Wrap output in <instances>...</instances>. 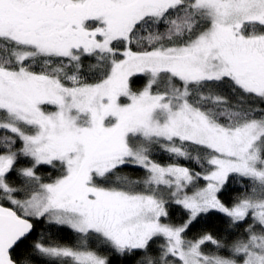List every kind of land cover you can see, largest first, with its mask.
<instances>
[{"label":"snow or ice","instance_id":"1","mask_svg":"<svg viewBox=\"0 0 264 264\" xmlns=\"http://www.w3.org/2000/svg\"><path fill=\"white\" fill-rule=\"evenodd\" d=\"M0 132V264H264V0H0ZM212 212L243 235L186 239Z\"/></svg>","mask_w":264,"mask_h":264},{"label":"trees","instance_id":"2","mask_svg":"<svg viewBox=\"0 0 264 264\" xmlns=\"http://www.w3.org/2000/svg\"><path fill=\"white\" fill-rule=\"evenodd\" d=\"M145 80L146 78L144 77L133 78V84H132L133 89L135 90L143 87ZM0 135H3V132H0ZM154 158L157 159L162 164L169 162V158L166 154L154 155ZM20 163L24 164L26 162L22 160ZM180 163L185 164L186 166L189 167H196V170H199L197 166L189 164L186 161L181 160ZM38 174L44 177L45 179H48L50 175L54 176L55 173L54 170L51 169L50 167L43 166L38 169ZM120 174L127 175L132 179H141L145 175L143 169L131 168V167L123 168ZM10 179L16 180L14 173L10 177ZM205 183L206 182L203 181L202 179L199 182L200 186H203ZM242 194H243V188L239 182V178L235 176H231L229 178V181L225 189L220 193V198L226 205L231 206L234 199ZM167 208H168L169 216L166 219H164L163 222L171 223L173 225H180L187 218V214L181 206L176 205L170 201L167 205ZM244 227L245 225L242 224L238 228H230L229 220L226 216H224L222 213L212 212L206 217H201L198 222H196L192 227H190L185 235V238L194 239L207 232V233H211L214 237L221 240L222 242L231 243L233 240L243 235ZM42 234L46 243L51 242V243L70 245V244H74L77 239L76 235L70 229L67 228L59 229L56 226H52L51 228H49L46 222L41 221L36 224L35 231L33 232L32 236L29 238V240L26 241L25 243L31 244L32 240L41 237ZM158 242L159 241L153 242V244L151 245L153 251L156 249ZM91 246L96 247L95 240L91 241ZM203 250L205 252H211V251H215L216 249L211 243H206L205 245H203ZM22 251L23 249H18L17 254L22 253ZM221 254L227 255V251L222 249ZM36 259L39 258L36 257ZM137 259H138V255L127 258L123 261V264H136ZM113 264H120V262L116 258H113Z\"/></svg>","mask_w":264,"mask_h":264},{"label":"rangeland","instance_id":"3","mask_svg":"<svg viewBox=\"0 0 264 264\" xmlns=\"http://www.w3.org/2000/svg\"><path fill=\"white\" fill-rule=\"evenodd\" d=\"M190 194V193H189Z\"/></svg>","mask_w":264,"mask_h":264}]
</instances>
